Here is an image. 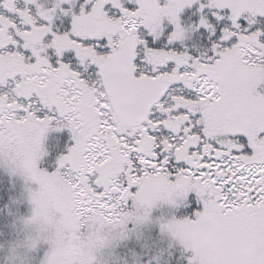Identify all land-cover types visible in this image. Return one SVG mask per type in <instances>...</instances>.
Returning <instances> with one entry per match:
<instances>
[{
    "label": "snow or ice",
    "instance_id": "snow-or-ice-1",
    "mask_svg": "<svg viewBox=\"0 0 264 264\" xmlns=\"http://www.w3.org/2000/svg\"><path fill=\"white\" fill-rule=\"evenodd\" d=\"M0 158L38 186L43 264L160 202L191 209L162 225L188 264H264V0H0Z\"/></svg>",
    "mask_w": 264,
    "mask_h": 264
},
{
    "label": "rangeland",
    "instance_id": "rangeland-1",
    "mask_svg": "<svg viewBox=\"0 0 264 264\" xmlns=\"http://www.w3.org/2000/svg\"><path fill=\"white\" fill-rule=\"evenodd\" d=\"M45 161L47 163V157ZM2 177L13 187L16 203L12 207L9 227L0 231V264H43L52 247L50 239H41L38 246L26 255L13 257L10 253V245L24 240L26 236L22 220L33 215L31 192L38 186L20 173L14 174L7 161L0 158V179ZM179 206L159 203L147 220L138 222L133 217L123 225H106L104 232L109 236V241L96 250L95 264H188L192 252L177 237L162 228L163 224L172 220L170 216L178 211ZM125 210L135 212L134 202H128ZM95 227L86 224L82 232L86 236Z\"/></svg>",
    "mask_w": 264,
    "mask_h": 264
},
{
    "label": "clouds",
    "instance_id": "clouds-1",
    "mask_svg": "<svg viewBox=\"0 0 264 264\" xmlns=\"http://www.w3.org/2000/svg\"><path fill=\"white\" fill-rule=\"evenodd\" d=\"M22 225L26 236L24 240L10 245V253L13 257L26 255L27 252L38 246L41 239H51L53 234V226L47 224L42 218H34V215L24 218ZM100 239L105 246L109 241V236L103 231L100 233Z\"/></svg>",
    "mask_w": 264,
    "mask_h": 264
},
{
    "label": "flooded vegetation",
    "instance_id": "flooded-vegetation-1",
    "mask_svg": "<svg viewBox=\"0 0 264 264\" xmlns=\"http://www.w3.org/2000/svg\"><path fill=\"white\" fill-rule=\"evenodd\" d=\"M69 136H70V134L67 131H65V133L63 135H60L59 133H56V134L50 133L48 136V139L46 140V146H48L49 150L53 151L55 155H58L61 152L67 150V142L69 140ZM61 137L63 139H62V142L60 143L59 147H54L57 143V139L61 138ZM48 161H49V157H47V162ZM41 166L47 167L49 170H51V168L54 167V165H52L50 163H46L45 158H44V161L41 162ZM129 202H132V201H129ZM160 203L167 205V206L170 205L166 202H160ZM171 208H173V207H171ZM175 210H177V208ZM191 214H192L191 209L188 207L187 203L185 202L183 205H180L178 207V211L172 213L170 217L172 219H174V218L180 219V218H183L186 216H191ZM166 217H168V216H166ZM163 219H165V217Z\"/></svg>",
    "mask_w": 264,
    "mask_h": 264
},
{
    "label": "trees",
    "instance_id": "trees-1",
    "mask_svg": "<svg viewBox=\"0 0 264 264\" xmlns=\"http://www.w3.org/2000/svg\"><path fill=\"white\" fill-rule=\"evenodd\" d=\"M3 187V188H1ZM13 187L7 179H0V231L9 227L13 205L16 203Z\"/></svg>",
    "mask_w": 264,
    "mask_h": 264
}]
</instances>
